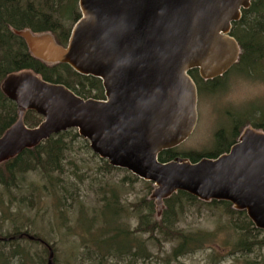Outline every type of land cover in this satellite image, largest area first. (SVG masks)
<instances>
[{"label": "water", "instance_id": "95a60500", "mask_svg": "<svg viewBox=\"0 0 264 264\" xmlns=\"http://www.w3.org/2000/svg\"><path fill=\"white\" fill-rule=\"evenodd\" d=\"M252 1L78 0L81 18L65 47L51 34L15 31L35 59L99 79L105 99H83L32 72L9 75L1 91L18 120L0 137V165L76 130L110 167L153 184L158 217L164 202L183 192L203 203H229L264 231V131L245 128L215 159L159 161L196 129L199 92L189 72L213 81L238 63L241 49L231 32ZM27 112L43 121L27 127ZM48 249L47 264H56Z\"/></svg>", "mask_w": 264, "mask_h": 264}, {"label": "trees", "instance_id": "16d2710c", "mask_svg": "<svg viewBox=\"0 0 264 264\" xmlns=\"http://www.w3.org/2000/svg\"><path fill=\"white\" fill-rule=\"evenodd\" d=\"M80 18L78 0H0V137L18 120L16 105L9 101L1 91V84L9 75L32 72L46 82L64 85L83 99H105L99 79L81 76L67 65H47L35 59L30 54L25 42L14 34L15 31H30L34 35L51 34L58 45L65 47L72 28ZM231 35L237 40L241 49L238 63L231 71L240 70L248 78L259 79L258 76L264 75V0L252 1L251 7L243 11L242 19L233 24ZM189 75L196 83L201 95L207 89L212 90L218 87L221 82L225 81L228 73L221 78L205 82L198 77L197 70L190 71ZM42 120L43 118L35 112H27L24 118L25 124L29 128L38 126ZM246 123L239 126L233 123L234 126L230 130L232 132L230 143H222L226 130H219L215 136V152L194 155L196 157L191 155L187 158L192 163H196L203 158L215 159L227 153L238 141L242 133L241 127ZM247 124L251 126V123ZM253 127L256 130L264 131V124H254ZM79 138L76 130H70L55 135L43 145L27 150L15 159L1 164L0 187L6 190L17 189L19 176L28 172L38 171L42 175L45 172L46 179L55 180L57 174L63 175L65 171L63 162L66 159L64 157L71 144L67 140L70 139L71 142H74ZM176 157L177 153L173 150L166 151L160 155L159 161L166 163ZM104 164L108 172L116 170L110 167L108 162ZM147 185L149 191L154 189L153 184L147 183ZM48 189L54 192L63 207L67 206L70 200H73L74 203L77 202V199L72 197L71 191L59 180L56 184L50 183ZM30 200L23 198L22 202ZM101 203L103 208L112 209L113 217L116 218L115 225L112 229L109 227V230L105 231V225L93 220V223L88 227V233L93 234L99 229L104 231L100 237L93 235L91 241L85 242L87 261L102 263L112 257L117 260H128V264H138L139 261L150 262L154 256L145 246L146 243L140 241L139 235H147L158 244L175 242L176 247L169 256L172 260H178L203 250L216 240L219 235L218 231L185 232L176 227L177 221H180L181 215H184L185 207L195 205L213 211H223L228 215L230 219L225 227L229 236L227 248L232 254L247 255L256 249L264 248V231L257 230L245 212L234 210L229 203L215 201L203 203L186 193L179 192L164 202L165 210L161 217L155 215L153 202L148 200V197L137 204H132L130 212L120 203L115 194L103 198ZM144 208H148L147 215L141 214ZM127 214L139 216L138 227L133 231L126 228L122 222ZM10 235L12 234L7 236ZM4 236V234H0V238ZM119 238H123L122 243L114 242ZM0 245L7 246L1 241ZM48 246L50 247V245ZM14 257L22 260V255L19 253L11 255V258ZM243 262L251 264L247 260ZM45 263L46 261L43 260V264ZM19 264H23L22 261H19Z\"/></svg>", "mask_w": 264, "mask_h": 264}, {"label": "rangeland", "instance_id": "374dc122", "mask_svg": "<svg viewBox=\"0 0 264 264\" xmlns=\"http://www.w3.org/2000/svg\"><path fill=\"white\" fill-rule=\"evenodd\" d=\"M231 70L218 87L199 94L196 129L183 144L173 150L177 157L188 159L191 155L196 157L194 155L215 152V136L219 130H226L222 141L224 144L232 140V126L251 123V126L247 123L242 125L243 131L247 127L254 128V124H264V75L259 74V79H252L243 71ZM67 141L71 144L65 153L63 175L57 174L55 180L45 178L44 181L40 172H28L19 176L17 189L6 190L0 187V234H13L17 228L18 231H27L31 236L39 237L53 248L56 264H128V260L112 257L102 263L87 261L85 242L91 241L93 235L100 237L104 230L108 231L109 227L112 229L115 225L116 218L113 217L112 209L102 206L103 198L115 194L130 212L132 204L146 197L150 200L154 189L149 191L147 182L126 170L108 172L104 164L106 161L96 156L89 142L81 137L74 142L70 139ZM58 180L71 191L72 197L77 199L76 203L70 200L63 207L54 192L48 189L50 183L56 184ZM44 184L45 191L42 189ZM23 198L31 200L22 202ZM148 213V208H144L141 214ZM180 218L176 227L185 232L218 231L219 235L203 250L178 260L169 258L176 247L175 242L158 244L147 235H139L140 241L146 243L145 246L154 258L150 262L139 261L138 264H244L245 260L251 264H264V248L247 255L228 251L229 236L225 227L230 218L223 211L195 205L185 207L184 215ZM93 220L105 225L104 230L89 234L88 227ZM122 222L133 231L138 227L139 216L127 214ZM114 242L122 243L123 238ZM16 253L22 255V260L11 258ZM48 255L45 246L28 240L0 245V264H19V261L23 264H43V260L47 264Z\"/></svg>", "mask_w": 264, "mask_h": 264}, {"label": "flooded vegetation", "instance_id": "af4514ba", "mask_svg": "<svg viewBox=\"0 0 264 264\" xmlns=\"http://www.w3.org/2000/svg\"><path fill=\"white\" fill-rule=\"evenodd\" d=\"M102 88H103V86H102ZM95 100H97V99H95ZM44 143L45 142H43L41 145H43ZM41 176L44 178V181H45V172L43 173V175L41 174ZM42 189L45 191V184L42 187ZM31 238H33V239L31 240ZM18 240H28V241L33 242V243L42 244L43 246H45L47 248V250L49 252L48 245L45 244L44 240L40 239L37 236H31L27 231H18L17 228H15V232L12 235H10V236L5 235L4 237L0 238V241L2 243L7 244V245H9V244L11 245L12 243H14Z\"/></svg>", "mask_w": 264, "mask_h": 264}]
</instances>
